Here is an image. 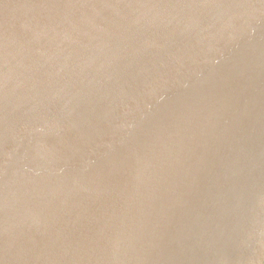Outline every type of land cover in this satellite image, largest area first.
Segmentation results:
<instances>
[{"label": "water", "instance_id": "1", "mask_svg": "<svg viewBox=\"0 0 264 264\" xmlns=\"http://www.w3.org/2000/svg\"><path fill=\"white\" fill-rule=\"evenodd\" d=\"M264 0H0V264H263Z\"/></svg>", "mask_w": 264, "mask_h": 264}, {"label": "flooded vegetation", "instance_id": "2", "mask_svg": "<svg viewBox=\"0 0 264 264\" xmlns=\"http://www.w3.org/2000/svg\"><path fill=\"white\" fill-rule=\"evenodd\" d=\"M264 264V263H263Z\"/></svg>", "mask_w": 264, "mask_h": 264}]
</instances>
